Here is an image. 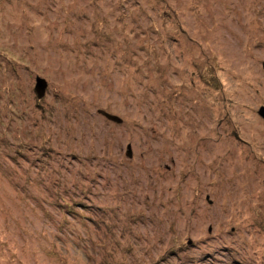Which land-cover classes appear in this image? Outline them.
<instances>
[{
  "label": "rangeland",
  "instance_id": "obj_1",
  "mask_svg": "<svg viewBox=\"0 0 264 264\" xmlns=\"http://www.w3.org/2000/svg\"><path fill=\"white\" fill-rule=\"evenodd\" d=\"M261 106L264 0H0V264H264Z\"/></svg>",
  "mask_w": 264,
  "mask_h": 264
},
{
  "label": "water",
  "instance_id": "obj_2",
  "mask_svg": "<svg viewBox=\"0 0 264 264\" xmlns=\"http://www.w3.org/2000/svg\"><path fill=\"white\" fill-rule=\"evenodd\" d=\"M45 88H46L45 80L37 77L35 89H36L39 96L44 93ZM258 111L264 117V106H261ZM104 114L111 119L120 120V117L116 114H111L109 112H105Z\"/></svg>",
  "mask_w": 264,
  "mask_h": 264
}]
</instances>
